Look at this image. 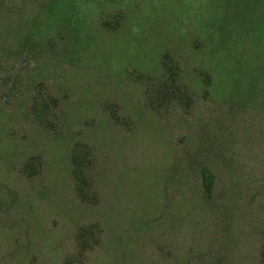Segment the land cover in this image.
I'll return each instance as SVG.
<instances>
[{
  "label": "rangeland",
  "instance_id": "374dc122",
  "mask_svg": "<svg viewBox=\"0 0 264 264\" xmlns=\"http://www.w3.org/2000/svg\"><path fill=\"white\" fill-rule=\"evenodd\" d=\"M73 2L0 0V264H264V0Z\"/></svg>",
  "mask_w": 264,
  "mask_h": 264
},
{
  "label": "trees",
  "instance_id": "16d2710c",
  "mask_svg": "<svg viewBox=\"0 0 264 264\" xmlns=\"http://www.w3.org/2000/svg\"><path fill=\"white\" fill-rule=\"evenodd\" d=\"M83 1V0H82ZM61 6V8H59ZM83 4H81V7ZM57 11H60V14H57L58 21L62 22V24H66L63 27H66L67 24L71 21L70 13H76L74 9V2L73 0H57ZM79 146L80 144L77 142L75 143L74 148L72 149V155H71V162H72V174L74 178L78 181L80 184L79 187L84 186V183L86 181L85 178V172H84V164L83 159L79 153ZM201 176H202V185L205 193H210L213 183H214V174L213 172L208 169L207 167H204L201 169Z\"/></svg>",
  "mask_w": 264,
  "mask_h": 264
}]
</instances>
